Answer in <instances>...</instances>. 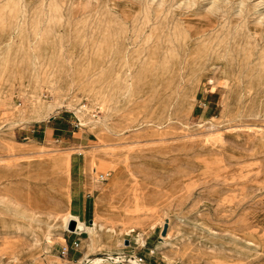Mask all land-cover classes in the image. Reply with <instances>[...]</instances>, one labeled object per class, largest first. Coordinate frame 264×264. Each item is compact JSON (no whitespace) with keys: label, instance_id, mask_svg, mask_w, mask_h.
<instances>
[{"label":"rangeland","instance_id":"374dc122","mask_svg":"<svg viewBox=\"0 0 264 264\" xmlns=\"http://www.w3.org/2000/svg\"><path fill=\"white\" fill-rule=\"evenodd\" d=\"M110 255L264 264V0H0V264Z\"/></svg>","mask_w":264,"mask_h":264},{"label":"crops","instance_id":"0c3cea01","mask_svg":"<svg viewBox=\"0 0 264 264\" xmlns=\"http://www.w3.org/2000/svg\"><path fill=\"white\" fill-rule=\"evenodd\" d=\"M50 128L52 129L53 126H50ZM44 133H47V129L44 130ZM69 209L84 222L88 220V214L90 211L89 196L84 189L80 188L79 185H72L71 187Z\"/></svg>","mask_w":264,"mask_h":264},{"label":"bare ground","instance_id":"6f19581e","mask_svg":"<svg viewBox=\"0 0 264 264\" xmlns=\"http://www.w3.org/2000/svg\"><path fill=\"white\" fill-rule=\"evenodd\" d=\"M72 219L75 222V225H74L75 227L72 228L73 230H71V228L69 227L70 220H72ZM65 221H66L65 222L66 226L68 227V230L70 232L81 233L82 231H85L87 233H92V231L94 230V227L88 226V224H86L83 220H81L77 215L72 214V213L68 214L66 216ZM93 225H96V223L94 222ZM110 259L113 260L114 262L115 261L118 262V261L124 260L121 257H115L113 255H110L109 257H106V258L105 257H96L94 259H90L85 264H93V263H100V262L102 263V262H104L106 260L111 261ZM128 261L131 264H140L139 261H138V258L136 256L135 257L132 256L131 259H129Z\"/></svg>","mask_w":264,"mask_h":264},{"label":"water","instance_id":"95a60500","mask_svg":"<svg viewBox=\"0 0 264 264\" xmlns=\"http://www.w3.org/2000/svg\"><path fill=\"white\" fill-rule=\"evenodd\" d=\"M74 225H75L74 220H73V219L70 220L69 227H70V228H74V227H75Z\"/></svg>","mask_w":264,"mask_h":264},{"label":"built area","instance_id":"2783aa9c","mask_svg":"<svg viewBox=\"0 0 264 264\" xmlns=\"http://www.w3.org/2000/svg\"><path fill=\"white\" fill-rule=\"evenodd\" d=\"M64 250H67V246H64ZM137 258H138L139 262L142 261V257L141 256H138Z\"/></svg>","mask_w":264,"mask_h":264}]
</instances>
